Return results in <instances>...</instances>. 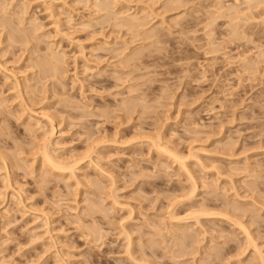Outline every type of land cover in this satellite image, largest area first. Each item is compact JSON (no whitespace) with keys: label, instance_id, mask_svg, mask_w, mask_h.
Wrapping results in <instances>:
<instances>
[{"label":"rangeland","instance_id":"obj_1","mask_svg":"<svg viewBox=\"0 0 264 264\" xmlns=\"http://www.w3.org/2000/svg\"><path fill=\"white\" fill-rule=\"evenodd\" d=\"M114 1L0 0V264H264V0Z\"/></svg>","mask_w":264,"mask_h":264},{"label":"bare ground","instance_id":"obj_2","mask_svg":"<svg viewBox=\"0 0 264 264\" xmlns=\"http://www.w3.org/2000/svg\"><path fill=\"white\" fill-rule=\"evenodd\" d=\"M99 1H100V0H99ZM111 1L116 2V1H114V0H104V3L107 5V4H109ZM237 1H238V0H237ZM237 1H235V2H237ZM239 1H240V0H239ZM243 1H244V0H243ZM245 1H246V3H247V2H250V0H245ZM245 1H244V4L242 3L243 5L246 4ZM254 1H255V0H254ZM260 1H261V0H258L259 3H260ZM102 2H103V1H102ZM178 2H180V1L178 0ZM255 2H257V1H255ZM255 2H253L252 6H250V7H253V8H254V5H255L254 3H255ZM100 3H101V2H100ZM104 3H103V4H104ZM120 3H121V2H120ZM173 3H174V2H173ZM220 3H221V2H220ZM239 3H240V2H239ZM259 3H258V4H259ZM103 4H102V5H103ZM110 4H111V3H110ZM110 4H109V5H110ZM236 4L238 5V3H236ZM236 4H235V5H236ZM256 4H257V3H256ZM260 4H262V3H260ZM116 5H117V4H116ZM232 5H233V7L235 6L234 4H232ZM247 5H248V4H247ZM250 5H251V4H250ZM103 6H104V5H103ZM111 6H112V5H111ZM111 6H110V7H111ZM113 6H114V5H113ZM215 6H216V5H215ZM239 6H240V4H239ZM239 6H237V7H239ZM256 6H258V5H255V7H256ZM260 6H262V5H260ZM225 7H226V6H225ZM229 7H231V5H230ZM229 7H227V8H229ZM241 7H242V6H241ZM258 7H259V6H258ZM105 8H106V6H105ZM216 8H217V7H216ZM222 8H223V7H222ZM243 8H244V7H243ZM243 8H241V9H243ZM108 9H109V8H108ZM231 9H232V8H231ZM247 9H248V7H247ZM254 9L257 10V9H259V8H257V9L254 8ZM106 10H107V8H106ZM220 10H221V9H220ZM227 10H228V9H227ZM235 10H236V9H235ZM239 10H240V9H239ZM239 10H238V12L240 13ZM251 10H253V9H250V10H248V11L251 12ZM217 11H219V10H217ZM242 11H243V10H242ZM253 11H254V10H253ZM261 11H262V10H261ZM214 12H215V11H214ZM223 12H224V11H223ZM226 12H227V11H226ZM229 12H230V11H229ZM238 12L236 11L235 13H233V14H234L233 16H235L234 19L237 20L238 23L242 22L241 25L244 24L243 21H245V24H246L247 22L250 23V21L254 20L255 17L257 16V15H256V16L254 17V19H247V17H246V18L243 17V16H247V15H248L247 13L243 12V13H245V14H247V15H242V17H241L240 14H239ZM250 12H248V13H250ZM218 13H219V12H218ZM220 13H221V11H220ZM216 14H217V13H216ZM221 14H222V13H221ZM221 14H220V16H222ZM241 14H242V13H241ZM251 14H252V12H251ZM254 14H255V13H253L252 16H253ZM258 14H259V13H258ZM228 15H229V14H228ZM228 15H227V16H228ZM136 16H137V15H136ZM230 16H231V14H230ZM222 17H223V16H222ZM133 18H134V19H133ZM133 18H132V19H133L134 21L137 20L136 17H133ZM138 18H139V17H138ZM229 18H230V17H229ZM241 18H242V20H243V18H244V20H243V21H240ZM250 18H251V16H250ZM223 19H224V18H223ZM225 19H226V17H225ZM227 19H228V18H227ZM228 20H229V19H228ZM247 20H250V21H247ZM134 21H133V22L131 21V22H132V23H137V24H138L140 20L137 21V22H134ZM141 21H142V20H141ZM231 21H233V20H231ZM253 22H254V21H253ZM235 23H236V21H235ZM248 23H247L246 25H248ZM251 24H252V23H251ZM251 24H250V26H248V27H251V26H252ZM234 25H235V24H234ZM237 25H238V24H237ZM237 25H235L234 27H236ZM241 25L239 24V26H241ZM258 25H259V24H258ZM263 25H264V24H263ZM140 26H141V25H140ZM239 26H238V28H239ZM261 27H262V26H261ZM207 28H208V27H207ZM243 28H244V29H243ZM243 28H242V31H245V32H246V30H245V28H246L245 25H243ZM257 28H258V27H257ZM239 29H240V28H239ZM240 30H241V29H240ZM248 30H250V29H248ZM237 31H238V30H237ZM237 31L235 30V32H237ZM252 31H253V30H252ZM239 32H240V31H239ZM211 33H213V32L211 31ZM232 33H233V32H232ZM240 33H241V32H240ZM242 33H243V32H242ZM11 34H12V33H11ZM235 34H237V33H235ZM242 35H244V34H242ZM242 35H241V36H242ZM237 36H239V35H237ZM237 36H236V37H237ZM246 37H247V36H246ZM246 37H245V38H246ZM243 38H244V36H243ZM207 39H208V38H207ZM208 40H209V39H208ZM211 41H212V40H211ZM211 41H210V42H211ZM239 41H240V39H239ZM212 42H213V41H212ZM211 44H212V43H211ZM220 46H221V45H220ZM53 54H54V53H53ZM50 55H52V54H50ZM52 57L55 58L54 56H52ZM52 57H51V58H52ZM56 57H57V56H56ZM58 57H59V55H58ZM53 58H52V59H53ZM60 58H61V57H60ZM47 59H48V58H47ZM55 59H56V58H55ZM58 59H59V58H58ZM56 60H57V59H56ZM59 60H60V59H59ZM50 61H51V60H50ZM61 61H62V60H61ZM51 62H53V61H51ZM51 62H50V63H51ZM50 63L48 62V66H49ZM59 63H60V62H59ZM51 64H52V63H51ZM55 64H56V63H54V64H52V65H55ZM43 65H45V64H43ZM56 65L58 66V63H57ZM37 66H38V65H37ZM57 66H56V67H57ZM44 67H46V66H44ZM51 67H52V69L55 68V66H51ZM53 67H54V68H53ZM58 67H59V66H58ZM58 67H57V69H58ZM42 68H43V67H42ZM42 68H40V69H42ZM46 68H47V67H46ZM47 69H48V68H47ZM52 69L50 68L51 71H52ZM57 69H56V70H57ZM43 70H44V69H43ZM50 70H49V71H50ZM58 70H59V69H58ZM58 70H57V71H58ZM57 71H56V72H57ZM53 72H55V71H53ZM56 72H55V73H56ZM48 73H49V72H48ZM19 85H20V84H19ZM24 86H25V85H24ZM16 87H18V85H17ZM21 87H22V86H21ZM32 113H33V112H32ZM47 113H49V112H47ZM49 114H50V113H49ZM42 116H43V115H42ZM51 116H52V115H51ZM43 117H44V116H43ZM45 117H47V116H45ZM48 118H50V117H48ZM48 118H47V120H48ZM50 119H53V121H54L55 118L52 117V118H50ZM51 121H52V120H51ZM49 122H50V121H49ZM51 123H52V122H51ZM53 130H54V129H53ZM50 133H51V132H50ZM51 135H53V134H51ZM48 139H49V138H48ZM46 142H47V141H46ZM47 144H48V143H47ZM154 144H155V143H154ZM156 144H157V143H156ZM47 146H48V145H47ZM157 148H158V149H157L158 151H159V149L162 150V151L165 150V149H163V146H161L160 144L157 145ZM47 149H48V148H47ZM42 150H44V149H42ZM45 150H46V149H45ZM45 150H44V151H45ZM48 150H49V149H48ZM42 152H43V151H42ZM160 152H161V151H160ZM167 152H168V153H166V151H164L163 154L165 153V154H168V155H169L170 151H167ZM49 154H50V153L47 152V150L45 151V154L43 153V155H44V160H43V161H45L44 163L47 162V163L51 166V168L54 169V171L60 172L61 175H63L62 173H64V172H65V174H67V172H70V171H67V169L70 170L71 168H72L71 171L73 170L71 173H74V170H75L74 167H75V166L77 167V165L79 164L78 161H77V162L75 161L77 165H74V164H73V166L71 165L72 167H70V165L68 164V165H67V166L69 167V168H68L67 166H63L64 164L61 165V162H60V161H59L60 164H59V162H56L55 159H57V158H54V159H53ZM171 154L173 155V153H171ZM168 155H167V156H168ZM177 155H178V154H177ZM177 155H176V154H175V156L173 155V157L176 159V161L180 160V158H178L179 156H177ZM169 157H170V156H169ZM74 159H75V158H74ZM61 160H62V159H61ZM183 160H184V159H183ZM6 161H8V160H6ZM57 161H58V160H57ZM80 162H81V161H80ZM41 164H42V162H41ZM46 165H47V164H46ZM79 166H80V165H79ZM46 168H47V167H46ZM51 168H50V170H52ZM45 170H46V169H45ZM47 170H48V169H47ZM52 171H53V170H52ZM54 171H53V172H54ZM53 172H51V173H53ZM65 174H64V175H65ZM59 175H60V174H59ZM68 176H69V174H68ZM70 176H71V175H70ZM193 194H194V193H193ZM191 197H192V196H191ZM189 199H190V198H189ZM202 213H204V212H202ZM207 213H208V212H207ZM205 214H206V213H205ZM205 214H203V215H205ZM198 215H199V214H198ZM200 215H201V214H200ZM228 216H229V215H228ZM229 218H230V217H229ZM238 224H242V223L239 222ZM239 226H241V225H239ZM241 227H242V226H241ZM242 229H243V228H242ZM243 231H244V230H243ZM246 232H247V231H246ZM246 232H245V233H246ZM248 235H249V234H248ZM248 235H247V236H248ZM250 235H251V234H250ZM247 238H248V237H247ZM251 238H252V237H251ZM251 241H252V239H251ZM249 244H250V243H249ZM257 250H258V249H257ZM263 258H264V257H263ZM261 260H262V258H261ZM262 264H263V263H262Z\"/></svg>","mask_w":264,"mask_h":264}]
</instances>
